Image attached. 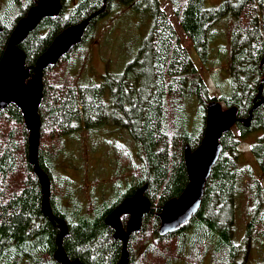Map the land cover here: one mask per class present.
I'll return each instance as SVG.
<instances>
[{
    "label": "trees",
    "instance_id": "1",
    "mask_svg": "<svg viewBox=\"0 0 264 264\" xmlns=\"http://www.w3.org/2000/svg\"><path fill=\"white\" fill-rule=\"evenodd\" d=\"M4 1L0 62L18 23L40 2L8 0L10 5L4 7ZM170 1L200 67L158 0H62L60 14L44 18L20 44L31 78L38 59L58 35L106 7L90 21L77 48L44 71L38 163L51 183L54 220L42 211L44 194L30 163V131L23 112L15 104L0 109V264H60V221L68 227L63 249L71 261L118 264L123 243L115 239L107 219L141 189L152 208L142 230L130 236V264H253V251L260 255L255 264H264V104L255 109L258 96L264 99V0H226L218 7H208L206 0ZM141 5L151 11L152 24L136 57L123 73L107 72L94 82L85 74L98 23ZM224 20L229 25V88L216 96L210 93L209 81L222 85L213 73L212 45ZM213 101L224 102L225 110L236 108L239 120L251 115L252 120L249 126L238 121L221 139L222 152L198 213L176 232L162 236L160 214L189 184L186 148L200 147L207 107ZM104 125L127 130L135 150L117 142L112 147L115 173L105 181L95 180L90 188L66 169L81 133ZM255 132L262 134L255 137ZM247 141L261 177L244 162L246 151L239 146ZM244 200L246 228L243 242L237 243L236 218ZM128 219L121 217L124 227Z\"/></svg>",
    "mask_w": 264,
    "mask_h": 264
},
{
    "label": "water",
    "instance_id": "2",
    "mask_svg": "<svg viewBox=\"0 0 264 264\" xmlns=\"http://www.w3.org/2000/svg\"><path fill=\"white\" fill-rule=\"evenodd\" d=\"M62 8V0H40L39 5L33 7L16 26L0 62V109L15 104L23 112L26 126L30 131V163L38 171L36 173L40 178L44 194L42 211L47 218L51 215L49 218L51 220L55 219L49 203L51 183L48 176L39 170L38 163L41 130L39 110L44 94V71L57 65L64 56L74 51L81 43V38L84 36L90 21L106 9L104 7L102 11L92 15L82 24L70 27L58 35L50 48L38 59L35 74L30 78L29 70L26 69V56L19 46L44 18L59 15ZM71 29H74L72 32L79 31V33H72ZM262 63L264 64V59ZM257 100L259 102L255 109L264 104L261 94ZM228 117L230 118L227 121ZM251 120L252 115L248 119L239 120L237 109L232 108L226 111L220 101H213L208 105L207 129L204 139L198 149L191 151L187 147L185 152L189 184L179 198L169 201L163 207L160 214L159 232L162 236L176 232L198 213L202 205L206 184L222 152L221 139L224 134L230 132L237 125L238 121L246 126ZM31 146L33 147L32 152ZM144 194L145 189H141L133 197L125 199L107 219V224L115 231V239L123 243L122 257L118 264H130L128 252L130 236L142 230L143 219L145 215L151 212L152 203ZM123 215L129 217L126 227L121 222ZM59 223L62 237L58 244L59 251L56 253L57 262L60 264L67 262L69 264H81L79 261H71L66 255L63 249V240L68 234V227L64 221ZM114 224H116L115 227Z\"/></svg>",
    "mask_w": 264,
    "mask_h": 264
},
{
    "label": "rangeland",
    "instance_id": "3",
    "mask_svg": "<svg viewBox=\"0 0 264 264\" xmlns=\"http://www.w3.org/2000/svg\"><path fill=\"white\" fill-rule=\"evenodd\" d=\"M158 1L161 9L165 11L173 24L178 34V39H180V42L190 53L195 65L200 67L201 62L198 54L192 42L180 27L172 2L170 0ZM225 1L206 0V5L208 7H218ZM3 5L7 7L10 3L6 0ZM150 12V10L145 9L144 5H141L136 8L123 9L122 13L118 16L115 15L113 19L111 17L102 19L95 29L98 37L94 44H91V60L89 70L85 75L88 76L90 73L94 82H100L101 77L107 72L112 74L123 73L127 64L136 57L141 43L148 35L152 24ZM216 32L217 41L212 45L215 66L213 65L212 67L215 77L222 86L218 87L216 81L213 79L209 81V87L211 94L219 96L224 93L226 94L229 88L228 77L225 72V69L228 68V51L230 49L228 21L224 20L219 24ZM220 102L224 105L225 110L224 102ZM261 134L260 132H255L253 135L259 137ZM117 142L129 146L131 150H135V143L127 130L120 129L117 125H104V127L93 132H82L81 140L74 142V146L71 149L74 151L75 156L71 164L68 165V167L71 166L69 170L66 169L69 176L79 183L84 181L90 188L95 180L105 181L111 177L117 168L116 163H114L117 158L116 155H113L112 150V147ZM250 146L251 141H247V143H241L239 147L241 150L246 151L244 162L251 165L255 174L261 177V169L257 164L255 156L251 154ZM240 205L234 234V239L237 243L243 242L246 228V201L244 200ZM61 237L62 234L58 238V244L61 242ZM259 257L260 255L257 251H253L251 262L255 264V260Z\"/></svg>",
    "mask_w": 264,
    "mask_h": 264
},
{
    "label": "bare ground",
    "instance_id": "4",
    "mask_svg": "<svg viewBox=\"0 0 264 264\" xmlns=\"http://www.w3.org/2000/svg\"><path fill=\"white\" fill-rule=\"evenodd\" d=\"M74 29H71V32L73 31ZM69 33H70V31L67 33V35L69 36ZM72 33H79V31H77V32H72ZM71 36V35H70ZM229 118L230 117H228L227 118V121L229 120ZM224 119V118H223ZM32 149H33V147L31 146V152H32ZM36 169V168H35ZM36 172L38 173V171H37V169H36ZM141 204V203H140ZM142 205V204H141ZM49 218H51V215H49ZM161 220V219H160ZM114 227L116 226V224H114L113 225ZM117 229H118V227H117ZM66 263V262H65ZM66 264H69L68 262L66 263Z\"/></svg>",
    "mask_w": 264,
    "mask_h": 264
},
{
    "label": "flooded vegetation",
    "instance_id": "5",
    "mask_svg": "<svg viewBox=\"0 0 264 264\" xmlns=\"http://www.w3.org/2000/svg\"><path fill=\"white\" fill-rule=\"evenodd\" d=\"M257 105V104H256ZM246 119H248V118H246ZM241 120H243V119H241ZM241 122V121H240ZM246 126H249V124L248 125H246Z\"/></svg>",
    "mask_w": 264,
    "mask_h": 264
}]
</instances>
